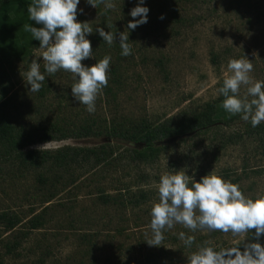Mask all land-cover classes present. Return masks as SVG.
<instances>
[{
    "label": "rangeland",
    "instance_id": "1",
    "mask_svg": "<svg viewBox=\"0 0 264 264\" xmlns=\"http://www.w3.org/2000/svg\"><path fill=\"white\" fill-rule=\"evenodd\" d=\"M113 3L112 10L102 4L93 8L86 0L78 5L77 22H89L93 28L86 36L93 55L82 63L90 67L111 56L108 86L97 97L95 112L89 114L72 96L70 73L44 71L38 49L8 69L7 115L20 131L33 133L50 126L76 130L85 123L97 127L104 121L125 128L141 121L153 127L176 124L218 100L216 89L230 58L245 56L253 63L250 75L264 80V0H144L140 6L149 9L148 22L135 30L127 25L134 22L130 11L139 0ZM97 26L117 33L112 46L103 42ZM122 32L132 45L127 57L120 54ZM35 58L46 78L40 91L32 93L23 73ZM244 92L242 87L241 95ZM250 124L239 117L227 126L166 139L158 157L145 163L133 162L126 145L104 137L50 142L41 151L107 145L105 149L113 154L103 165L77 169L73 182L63 174L49 203L37 176L51 173L23 170L0 157V215L17 222L13 229L0 223V262L146 264L153 254L157 264H178L187 262V256L204 241H210L214 249L243 242L244 238L231 234L192 233L175 225L164 231L159 247L146 243L151 238V207L158 202L156 185L166 172L183 170L196 182L212 172L238 184L246 196L264 193V133L250 136L248 131L258 129ZM43 145L23 151H38L36 146ZM37 217L41 226L32 230L31 221ZM181 231L195 236L191 248L178 238Z\"/></svg>",
    "mask_w": 264,
    "mask_h": 264
},
{
    "label": "clouds",
    "instance_id": "2",
    "mask_svg": "<svg viewBox=\"0 0 264 264\" xmlns=\"http://www.w3.org/2000/svg\"><path fill=\"white\" fill-rule=\"evenodd\" d=\"M86 2L93 8L101 4L105 10L116 7L113 0ZM79 4L80 0H32L27 6L28 19L40 27H34L32 23L23 27L33 40L39 41L44 71L49 75L61 70L70 73L74 81L72 96L92 114L96 110L97 97L108 86L111 56L105 55L90 67L82 63L93 55L91 41L86 39L93 33V28L89 22H77ZM143 4L144 0H139L131 9L134 22L128 23V29L135 30L148 22L149 9L140 6ZM79 12L83 14V9ZM137 17L139 19H135ZM95 31L109 46L116 40V32H106L99 26ZM119 46L122 56L132 54L129 35L125 32L119 34ZM252 71L253 63L245 56L230 58L222 86L216 93L223 97L220 106L229 116L239 115L243 121L257 127L264 122V80H255L250 75ZM45 78L37 58L32 59L29 69L23 73L29 91L39 92ZM242 87L245 88L243 95ZM47 144L36 146V150L41 151ZM156 188L158 202L153 203L150 211L151 238L146 241L149 246L159 247L165 238L164 231L181 225L192 233L221 232L231 234L233 238H244L243 251L240 246L217 251L209 246L210 241H204L187 256V264H264V246L258 242L264 236V193H258L255 198L246 196L238 184L212 172L196 182L183 170L162 174ZM248 233L257 242L244 243ZM178 238L188 248L196 240L194 235H186L183 231Z\"/></svg>",
    "mask_w": 264,
    "mask_h": 264
},
{
    "label": "trees",
    "instance_id": "3",
    "mask_svg": "<svg viewBox=\"0 0 264 264\" xmlns=\"http://www.w3.org/2000/svg\"><path fill=\"white\" fill-rule=\"evenodd\" d=\"M32 0H0V157L14 161L17 167L23 170L37 172L46 170L51 173L45 177L40 173L37 181L41 189L46 193L45 202L49 203L55 197V185L64 175L73 180L77 169L88 168L105 164L112 159L113 150H106L102 145L96 148H67L59 149L55 153L48 151H23L37 143L47 144L50 142L64 141L68 139H84L90 137H104L111 142L113 140L126 145L129 150L130 160L136 163H145L158 157L161 150V142L166 139H175L188 136L192 133L208 131L214 125L227 126L237 120L240 116H229L220 106L223 97L212 104H206L199 113L181 117L176 124L151 126L147 121H141L128 128L123 125L83 124L76 130H62L60 127L50 126L46 129L36 130L33 133L20 131L8 118L7 108L9 106L8 86H6L11 65L15 61H25L36 50L39 49V41L33 40L30 33L24 30L25 24L40 27L28 19L27 6ZM177 18L175 17V20ZM222 83L219 84V87ZM251 125V124H250ZM249 135L264 133V123L257 126ZM62 172L61 174L59 173ZM64 174V175H63ZM40 217L33 219L30 229L34 230L41 226ZM3 222L7 229H13L16 220L6 214L0 215V223ZM254 233V230H253ZM248 233V240L244 243L257 242ZM264 246V236L258 241ZM240 246L243 251L242 242L228 245L223 248ZM221 248H216L219 251ZM10 251V249H8ZM0 264H2L0 262ZM111 264V263H109ZM146 264H157L156 255L150 254L146 258ZM178 264H187L178 263Z\"/></svg>",
    "mask_w": 264,
    "mask_h": 264
}]
</instances>
